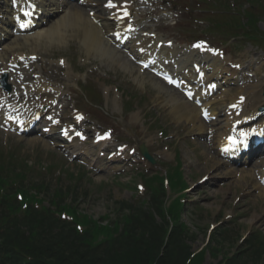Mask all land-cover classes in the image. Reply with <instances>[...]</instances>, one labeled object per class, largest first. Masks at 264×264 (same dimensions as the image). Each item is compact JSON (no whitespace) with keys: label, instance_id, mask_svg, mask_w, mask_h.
I'll return each mask as SVG.
<instances>
[{"label":"rangeland","instance_id":"1","mask_svg":"<svg viewBox=\"0 0 264 264\" xmlns=\"http://www.w3.org/2000/svg\"><path fill=\"white\" fill-rule=\"evenodd\" d=\"M210 20L215 22V17L210 18ZM207 25L208 23L200 25L198 29L193 28L192 34L200 35L201 31L207 28ZM260 25L261 30L264 31V19ZM68 46H71L73 54L78 55L79 59L77 63L84 67L86 71H89V75H91L93 79V84L96 88L93 97L102 100L100 103L102 105V110L95 109V111H93L94 117L99 120V123L94 125L95 127L101 129L110 128L111 125L109 123L121 117L119 113L124 109V105L128 100V97L122 95L121 90L125 89L124 94L128 93L133 97L132 102L136 110L133 114H138L139 116L133 128L150 130L149 135L153 137L154 140H159V142L163 141L164 138H157V131L159 129L154 128V126L159 125L161 128L165 129L168 135L173 137L169 139V141L174 140L175 145L171 147V145L168 144L169 141H166L165 144L169 146L168 150L163 149L161 145L160 147L162 149L159 153L162 155L163 160H166L168 163L174 160L175 150L180 153L184 165V173L190 185L193 186L198 183L197 181L200 176L206 172H209L215 180L216 176L224 177L222 180L216 181L217 183L212 182L213 186H208V184L201 185V187L194 186V189L189 193L191 197H188L190 201H187L189 205L184 212L185 214H183V220L195 234V241L193 242L194 250L203 247L207 243V228L209 229L211 224L217 227L220 219H222V222H228L232 220L231 218L238 219L236 225L233 226L234 237L238 233L241 234L242 237H245L248 232H252L254 229L264 231V212H262L264 211V207L262 208L259 204L256 205L255 200L248 196L243 198L242 195H239L240 200L236 201L238 197L237 194L241 193L243 187H245V184H239L237 186L236 181L233 180L232 177L236 176V171H231L229 173L232 168L225 166V164L221 165V160L216 154H212L213 157L208 158L210 160L207 161L204 152L206 147L202 144L203 142L200 137L196 136V134L193 135L194 132L191 131V125L185 121L184 123H178L170 111L162 104V106L160 105L156 96L158 89L155 88L150 81H147L144 87L138 85L133 79V76L136 75V73L138 74V71L133 65L132 71L134 70V72L132 74L128 73L121 66H115L110 62H107L105 66L101 67L103 64L92 56H88L86 47L74 36L70 37L67 45H63L62 47L54 46L52 50H48L47 52L50 56H57L62 50L65 53V48ZM253 55L264 56L261 50L253 47L251 44H247L237 52L236 57L251 58ZM97 68L98 70H96ZM117 89L118 91H116ZM115 93L120 94L121 99L115 98ZM120 108L121 110L118 111ZM124 112L126 113L125 109ZM105 113H107L108 116ZM125 116L129 118L128 114ZM113 123L119 130L120 127L115 122ZM194 137H196L195 140H193ZM1 142L0 138V143ZM9 143L10 146L7 148L0 146L3 148L2 151L6 150L9 153H15L21 161H25L27 165L32 168L28 178V182L30 183L43 181L47 183L53 191L55 188L59 187L60 184H62L63 187H67L71 184L68 180L67 171L74 172L78 175L85 172L82 167L79 168L77 166V163H69L64 157L60 156L52 145L46 148L42 143L37 142V144H30L29 138L17 137H10ZM36 162H42L48 167V171L43 172L41 170H36L34 168ZM164 168L163 166L160 167V169ZM167 168L168 167H166V169ZM219 169H226L228 173L222 175ZM91 175L93 178L89 177L86 172L81 175L86 183L90 185L86 186V183H82L78 187L77 204L79 209L95 219L105 214H109V216L114 219L116 216L114 211L115 202L131 199L132 194L127 191L123 185L119 186L115 184L116 181L111 184L110 179L105 180L101 176ZM57 178H61L62 183H59ZM91 179L92 181H89ZM120 179V182L126 181V179ZM103 182L110 185V187L108 189L107 187L100 189L99 184ZM228 184H235L236 186H229ZM247 184L250 185L251 182ZM201 208L204 209L205 212L201 213ZM258 219L262 220L257 223L256 220ZM240 240L236 239L233 246L240 245ZM204 264H217V260L214 259L213 256L207 254Z\"/></svg>","mask_w":264,"mask_h":264},{"label":"trees","instance_id":"2","mask_svg":"<svg viewBox=\"0 0 264 264\" xmlns=\"http://www.w3.org/2000/svg\"><path fill=\"white\" fill-rule=\"evenodd\" d=\"M161 195L163 192L159 190V196ZM171 212L178 220L180 208L173 207ZM141 213V210H132L127 216L131 219L127 220L128 224H125L123 230L117 233L119 228L117 227L111 235L109 233L104 235L107 238L103 241L99 239L100 235L107 230H104L103 226L92 224L83 237L76 234L70 236L68 232H63L64 234L52 236L41 248L36 245L30 246L25 238L27 235L23 224L26 223L29 226H26L28 230L35 235L42 236L53 233L52 227L59 225L58 220L30 209L27 218L21 224L17 223L19 222L17 220L10 221L2 213L0 238L11 253L7 258L20 261L23 253L25 256L30 253L36 256L32 264H180L179 251H184V256L189 252V246L184 243L182 227L176 225L167 247L161 252L166 229L149 219L142 218ZM113 234L116 236L113 237ZM14 249L18 251L14 252ZM258 251L256 249L255 253L259 254ZM172 253L176 254L175 260Z\"/></svg>","mask_w":264,"mask_h":264},{"label":"bare ground","instance_id":"3","mask_svg":"<svg viewBox=\"0 0 264 264\" xmlns=\"http://www.w3.org/2000/svg\"><path fill=\"white\" fill-rule=\"evenodd\" d=\"M35 1L36 0H29V2H35ZM4 2L6 4H9L8 0H4ZM43 3H45V5L46 4L48 5L50 11H48V9L45 7ZM54 3H55L54 0H45V1L39 0V2L31 4L30 6H33L34 4L39 5L40 8L43 11H45V17L49 15L48 12L52 13L51 8L58 13L56 14L52 13V19L50 21L49 28L47 29L43 28L42 30H38L34 35L32 34V35H25L19 37H13L10 35L9 38H13L14 43L18 45L17 46L11 45L8 48L2 49L0 51V57L7 55L9 52H15L18 48H20L22 46L20 45L21 40H25L23 42L24 44H29L34 48H37L38 46H42V45L46 46V49L48 50L50 47H52L53 45H57L58 43L56 41H51L50 43H48V40H54L56 37H58L59 34H61V30L63 29V27L68 25L71 27H77L75 34L79 36V38L86 45L89 51L94 50L96 51V53L107 55L111 59V62L113 64L120 65L126 71L129 72L132 71L131 65L128 62L123 61L120 55H116L114 50L110 47L108 41L104 38V36L112 29V27L108 25V22H104L105 23L104 27L99 28L91 22L88 13H86L85 11H81L79 8L68 7L66 4L63 5V10L60 11V6L55 7ZM59 42H61L60 38H59ZM107 50L113 51V54L112 55L108 54ZM31 53H36V52L34 51ZM213 68H216V66L213 65ZM235 74L238 73L236 72ZM258 87L259 85H246L239 90V93H243V95L244 94L246 95L245 100H243L240 103V105H244V107L248 106L247 109L243 112L242 116L255 114L254 105H256L257 103L260 104L262 102L260 98L259 100L256 96H252L255 89H257ZM158 90H159L157 95L158 99L161 101L163 106L168 107L170 113L175 117L177 121L186 120L189 123H192L193 131H197L196 132L197 134H202L204 131H207V126L202 121H200L201 112L199 108L184 100L177 93L170 92L169 90L167 89L165 90L164 88L161 87H158ZM226 95L229 98L227 101H232L237 98L235 95L231 94L230 92H227ZM225 126H226L225 131H221L219 134H217L216 139L219 143L221 142L222 136L228 132L229 123H227ZM239 129L241 130V128ZM30 142L33 143V140H31ZM42 143L45 146L48 145L46 141L42 140ZM240 172H241L240 178L239 179L235 178L238 184L242 183V181L246 177H252L254 174L252 171L250 172L248 170H245L244 168H242Z\"/></svg>","mask_w":264,"mask_h":264},{"label":"snow or ice","instance_id":"4","mask_svg":"<svg viewBox=\"0 0 264 264\" xmlns=\"http://www.w3.org/2000/svg\"><path fill=\"white\" fill-rule=\"evenodd\" d=\"M109 6L111 7V6H113V5L110 4ZM24 15L27 16V15H29V13H28V12H25ZM21 26H23V25H21ZM201 46H203V45H202V44H198V45H196V47H201ZM241 135L246 137L248 134H247V133H241ZM229 139L231 140V142H232L233 145L239 143L238 140H235V139H233V138H231V137H230Z\"/></svg>","mask_w":264,"mask_h":264}]
</instances>
